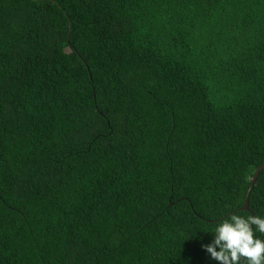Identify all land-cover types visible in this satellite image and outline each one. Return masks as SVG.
<instances>
[{
	"label": "trees",
	"instance_id": "trees-1",
	"mask_svg": "<svg viewBox=\"0 0 264 264\" xmlns=\"http://www.w3.org/2000/svg\"><path fill=\"white\" fill-rule=\"evenodd\" d=\"M262 164L264 0H0V264H214Z\"/></svg>",
	"mask_w": 264,
	"mask_h": 264
},
{
	"label": "clouds",
	"instance_id": "clouds-1",
	"mask_svg": "<svg viewBox=\"0 0 264 264\" xmlns=\"http://www.w3.org/2000/svg\"><path fill=\"white\" fill-rule=\"evenodd\" d=\"M197 233L191 238L214 264H264V212H228L214 222L210 233Z\"/></svg>",
	"mask_w": 264,
	"mask_h": 264
},
{
	"label": "water",
	"instance_id": "water-1",
	"mask_svg": "<svg viewBox=\"0 0 264 264\" xmlns=\"http://www.w3.org/2000/svg\"><path fill=\"white\" fill-rule=\"evenodd\" d=\"M264 169V164H262L256 171L253 179H252V184H251V187L248 191V194H247V198H246V202H245V205L241 208V210L243 211H250V197H251V194H252V191H253V188L254 186L256 185V182L262 172V170Z\"/></svg>",
	"mask_w": 264,
	"mask_h": 264
}]
</instances>
